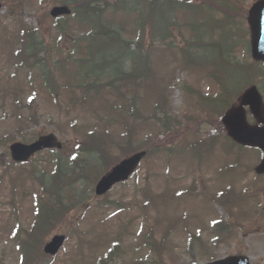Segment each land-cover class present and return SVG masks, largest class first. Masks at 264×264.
Returning a JSON list of instances; mask_svg holds the SVG:
<instances>
[{"label": "rangeland", "instance_id": "rangeland-1", "mask_svg": "<svg viewBox=\"0 0 264 264\" xmlns=\"http://www.w3.org/2000/svg\"><path fill=\"white\" fill-rule=\"evenodd\" d=\"M0 2L5 5L0 13V264L21 262L11 234L17 223L27 228L34 218L37 187L29 171L49 169L51 161L49 153L44 152L29 164H14L9 151L13 140L31 144L39 136L54 133L69 153L74 144L83 139L80 130L93 127L105 130V139H102L105 142L110 134L109 140L113 142L110 158L116 161L133 154L137 147H141V151L147 149L148 136L162 138L158 122L154 121H160L163 114L179 127L178 134L169 133L176 146L171 156L159 151V155L146 158L129 182L115 187L104 199L106 202L102 205L110 208L97 207L98 201L92 198L91 186L87 184L82 191L88 197L83 206L67 220L60 221L53 231L55 235L64 233L68 240L59 255L48 263L189 264L196 256V262L206 264L232 256H247L251 264H264V177H255L259 155L255 151L239 150L226 140L217 144L210 155L196 156L197 151L190 149V144L198 139L222 140L225 134L216 133L222 128L215 126L214 117L206 122L197 102L199 91L193 95L183 90L185 86H196L195 90L213 93L215 85L204 70L182 65L181 44L156 43L154 74L140 88L141 107L137 118L113 110L110 113L118 116L115 123L110 122L114 120L110 114L100 121L89 109L102 111L107 100L113 104L120 99L117 93L107 92L105 99H84L81 90L69 87L75 71L73 63H64L62 59L53 70L58 96L44 84L39 70L33 69V60L23 62V42L34 32L47 40L50 48L57 44L62 54L66 51L64 41L57 39L55 22L50 17V11L61 5L60 1ZM154 19L155 25L160 27L158 18ZM117 21L127 26V35H134L132 17L120 15ZM71 27L76 32L74 35L83 30L77 25ZM183 32L186 34V30ZM51 51L47 49V54ZM100 59H104V55ZM21 61L26 69L16 65ZM126 88L129 93L131 85ZM154 106L159 116L149 122L146 117L152 116ZM136 141L140 146L134 143ZM228 146L235 151L231 157L226 155L227 150L223 152ZM234 164L238 167L228 170ZM229 185L233 186L229 193L233 202L229 203L227 198L214 200V195ZM244 188L247 191L242 199L239 195ZM243 201L248 202L247 205L239 206ZM86 207L90 209L87 212ZM218 221L225 227L219 225L212 229ZM221 229H233L227 232L234 236L233 241L231 237L224 238L219 232ZM190 239L194 243L192 247H188ZM151 243L156 252L149 250ZM114 244L118 245L114 247ZM111 252L113 258L105 259Z\"/></svg>", "mask_w": 264, "mask_h": 264}, {"label": "trees", "instance_id": "trees-1", "mask_svg": "<svg viewBox=\"0 0 264 264\" xmlns=\"http://www.w3.org/2000/svg\"><path fill=\"white\" fill-rule=\"evenodd\" d=\"M120 1L122 0L74 1V16H79L80 23L90 30L78 40L84 45L81 57L76 58L72 53L65 55L66 61L72 62L76 67L71 84L81 90L84 99H105L107 92L117 93L120 99L115 101V110L128 114V97L135 96L129 98V110L134 111L139 109V95L137 91L129 95L124 92V88L126 85L139 87L142 82L149 81L152 78L151 46L159 41L173 39V32L167 31L170 28L174 31L175 24L167 22L159 29L154 17L160 23L171 18V21L176 20L183 4L167 0H128V13L138 16V41L132 44L126 40L124 29L116 25L114 18L108 16H114L119 11L117 3ZM245 1L231 0L229 4L226 0H215L206 3L201 8V21L190 24L191 36L182 49L183 58L189 66L205 69L218 81L224 79V84L219 87L222 89L221 93L215 98L206 99V106L211 110L208 112L217 114L218 117L231 108L249 86L258 85L264 91V65L253 62L250 57ZM144 16L149 24L142 21ZM58 30L59 34L63 33V28ZM176 31L180 29L176 28ZM73 43L75 48L76 40ZM44 47L43 39L40 40L37 34L32 35L22 52L25 57L23 62L33 60L32 67L40 69L46 84L55 85L53 70L57 64L54 62L49 65L46 56L40 57L45 53ZM240 48L245 49L243 60L238 58ZM102 55L104 59H100ZM231 83L233 88L229 87ZM173 125L166 117L165 123L159 128L162 138L157 135L148 137V147L145 150L149 156L159 155V151L171 155L175 148L169 134ZM132 137L133 133L130 134V140ZM102 139H105V134L91 131L65 161L60 157L55 159L51 175L32 174L38 183L39 193L35 196V220L31 231L26 233L28 248L30 242H35L39 248L49 231L54 228L57 219L74 210L77 199L80 198L78 190L85 187V184L93 188L97 180L118 162L110 158V151ZM134 143L138 144L137 141ZM196 147L198 145L193 144L190 149L195 150ZM204 147L203 145L201 149ZM137 149L140 150L141 147Z\"/></svg>", "mask_w": 264, "mask_h": 264}, {"label": "water", "instance_id": "water-1", "mask_svg": "<svg viewBox=\"0 0 264 264\" xmlns=\"http://www.w3.org/2000/svg\"><path fill=\"white\" fill-rule=\"evenodd\" d=\"M2 6L0 5V9ZM70 14L67 7L55 8L53 17ZM250 24L252 29V53L256 60L264 62V0L256 3L250 11ZM245 107H250L257 118H262V98L256 87L249 89L242 97L241 107L233 110L223 120L228 127L233 139L243 145L259 147L264 151V127L257 128L248 124ZM264 124V120L262 121ZM62 148L54 135L40 138L32 145L15 143L10 147L11 155L17 163L28 162L37 152L45 149ZM145 153H138L116 166L111 173L105 176L97 185V195H104L118 183L127 181L135 172ZM259 173H264V161L258 168ZM65 242V237L57 236L45 247L47 254L56 255ZM212 264H249L247 259L231 258Z\"/></svg>", "mask_w": 264, "mask_h": 264}]
</instances>
